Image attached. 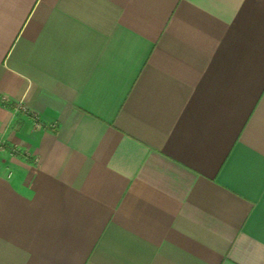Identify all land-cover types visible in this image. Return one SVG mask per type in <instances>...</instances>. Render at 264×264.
<instances>
[{
  "label": "crops",
  "instance_id": "obj_1",
  "mask_svg": "<svg viewBox=\"0 0 264 264\" xmlns=\"http://www.w3.org/2000/svg\"><path fill=\"white\" fill-rule=\"evenodd\" d=\"M0 97V264H264V0H0Z\"/></svg>",
  "mask_w": 264,
  "mask_h": 264
},
{
  "label": "built area",
  "instance_id": "obj_2",
  "mask_svg": "<svg viewBox=\"0 0 264 264\" xmlns=\"http://www.w3.org/2000/svg\"><path fill=\"white\" fill-rule=\"evenodd\" d=\"M0 102L5 103L6 101H5L4 98H1V97H0ZM23 110L26 112V109H23ZM35 123H36V127H37V128H42V124H41V122H40L37 118H36ZM0 145H2L1 140H0ZM12 153H14V154L19 153V149L16 148V147H14V148L12 149Z\"/></svg>",
  "mask_w": 264,
  "mask_h": 264
}]
</instances>
